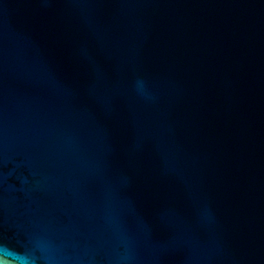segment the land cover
<instances>
[{"label": "water", "instance_id": "1", "mask_svg": "<svg viewBox=\"0 0 264 264\" xmlns=\"http://www.w3.org/2000/svg\"><path fill=\"white\" fill-rule=\"evenodd\" d=\"M0 264H264V0H0Z\"/></svg>", "mask_w": 264, "mask_h": 264}]
</instances>
